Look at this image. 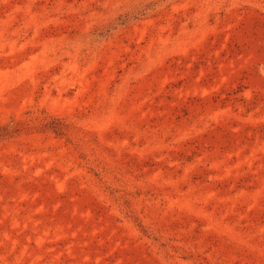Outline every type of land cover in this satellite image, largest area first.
<instances>
[{"label": "rangeland", "instance_id": "rangeland-1", "mask_svg": "<svg viewBox=\"0 0 264 264\" xmlns=\"http://www.w3.org/2000/svg\"><path fill=\"white\" fill-rule=\"evenodd\" d=\"M0 264H264V0H0Z\"/></svg>", "mask_w": 264, "mask_h": 264}]
</instances>
